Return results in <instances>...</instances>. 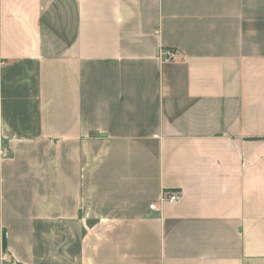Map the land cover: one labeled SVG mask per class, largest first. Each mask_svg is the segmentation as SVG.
Segmentation results:
<instances>
[{"label": "crops", "instance_id": "crops-1", "mask_svg": "<svg viewBox=\"0 0 264 264\" xmlns=\"http://www.w3.org/2000/svg\"><path fill=\"white\" fill-rule=\"evenodd\" d=\"M5 256L264 264V0H0Z\"/></svg>", "mask_w": 264, "mask_h": 264}, {"label": "built area", "instance_id": "built-area-1", "mask_svg": "<svg viewBox=\"0 0 264 264\" xmlns=\"http://www.w3.org/2000/svg\"><path fill=\"white\" fill-rule=\"evenodd\" d=\"M175 57V53L172 52V51H167L165 53V61L168 62V61H172V59ZM180 200V194L179 192L177 191H165L163 193V198L161 200L162 203H176ZM149 210L151 211H154V212H157L159 211V208H158V205L157 203H152L149 205ZM5 262L7 264H13L11 261H10V258L8 256H5Z\"/></svg>", "mask_w": 264, "mask_h": 264}, {"label": "trees", "instance_id": "trees-1", "mask_svg": "<svg viewBox=\"0 0 264 264\" xmlns=\"http://www.w3.org/2000/svg\"><path fill=\"white\" fill-rule=\"evenodd\" d=\"M3 249H5V241H4V239H3Z\"/></svg>", "mask_w": 264, "mask_h": 264}]
</instances>
